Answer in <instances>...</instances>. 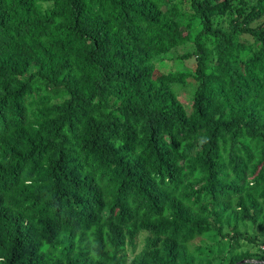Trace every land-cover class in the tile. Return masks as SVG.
<instances>
[{
  "label": "trees",
  "instance_id": "trees-1",
  "mask_svg": "<svg viewBox=\"0 0 264 264\" xmlns=\"http://www.w3.org/2000/svg\"><path fill=\"white\" fill-rule=\"evenodd\" d=\"M259 236L264 0H0V264H264Z\"/></svg>",
  "mask_w": 264,
  "mask_h": 264
},
{
  "label": "rangeland",
  "instance_id": "rangeland-1",
  "mask_svg": "<svg viewBox=\"0 0 264 264\" xmlns=\"http://www.w3.org/2000/svg\"><path fill=\"white\" fill-rule=\"evenodd\" d=\"M225 20H222V25L225 26ZM191 52V48H190V44H187L183 47L178 48L174 53H172L171 55H169L171 58H174L175 56H181L184 55L186 53ZM170 58V59H171ZM195 68V62L194 59H190V60H184L183 62H178V67H176V70H187V71H192ZM160 71H165V68L161 69ZM194 87V83L191 81H188L187 84L185 86H179L177 87L175 90L177 92V94L182 98V99H188L192 93V89ZM240 232H245L247 234H252L253 232L256 233H261V230L258 227L253 226L251 223H246V225L244 227L240 226L238 229ZM259 238L262 240L264 239V237L259 236ZM217 240H214L212 245L211 242H207L206 240L201 241V244H207L206 247H204V250H206V248L208 247H212L213 248V257L211 259H209L210 264H220L223 260V249L224 247L221 246V244H219V242ZM193 249V246H192ZM195 249V248H194ZM261 249H264V245H261ZM196 253V251H195ZM194 255V254H193ZM195 257V264H198L199 261H201V258H198L196 255H194ZM251 261V260H250ZM253 261V260H252ZM207 260L206 261H202L201 264H207Z\"/></svg>",
  "mask_w": 264,
  "mask_h": 264
},
{
  "label": "clouds",
  "instance_id": "clouds-1",
  "mask_svg": "<svg viewBox=\"0 0 264 264\" xmlns=\"http://www.w3.org/2000/svg\"><path fill=\"white\" fill-rule=\"evenodd\" d=\"M241 262H243V263H241ZM239 263L240 264H244V263H252V264H255L256 262L255 261H252V260L251 261L250 260L249 261L248 260H242Z\"/></svg>",
  "mask_w": 264,
  "mask_h": 264
},
{
  "label": "water",
  "instance_id": "water-1",
  "mask_svg": "<svg viewBox=\"0 0 264 264\" xmlns=\"http://www.w3.org/2000/svg\"><path fill=\"white\" fill-rule=\"evenodd\" d=\"M241 263H243V262H241Z\"/></svg>",
  "mask_w": 264,
  "mask_h": 264
}]
</instances>
